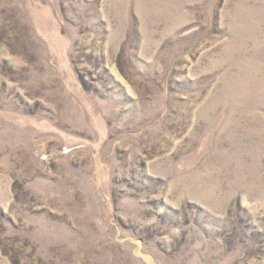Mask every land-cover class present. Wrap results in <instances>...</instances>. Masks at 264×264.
<instances>
[{
  "label": "rangeland",
  "instance_id": "1",
  "mask_svg": "<svg viewBox=\"0 0 264 264\" xmlns=\"http://www.w3.org/2000/svg\"><path fill=\"white\" fill-rule=\"evenodd\" d=\"M0 264H264V0H0Z\"/></svg>",
  "mask_w": 264,
  "mask_h": 264
}]
</instances>
